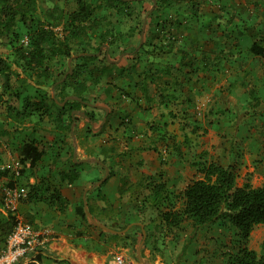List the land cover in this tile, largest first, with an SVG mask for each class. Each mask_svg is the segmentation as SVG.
<instances>
[{"label": "crops", "instance_id": "crops-1", "mask_svg": "<svg viewBox=\"0 0 264 264\" xmlns=\"http://www.w3.org/2000/svg\"><path fill=\"white\" fill-rule=\"evenodd\" d=\"M131 1L143 5L145 17L154 6L153 0ZM245 2L189 0L157 11L163 14L162 27L167 26L171 32L154 34L148 29L143 43L155 50L139 60L132 54L113 59L124 61L109 60L124 67L126 81L121 88L106 83L98 89V94L107 98L99 104L109 103L110 114L92 106L89 108L96 111L95 124L83 116L75 118L77 157L72 150V133L59 131L54 117L46 116L49 122L39 115L28 118L26 127L22 126L24 133H20L23 140L16 134L19 127L14 121L0 119V170L10 168L9 174L0 179V218H7L10 212L3 201L4 186L13 178L10 166L18 161L24 165L20 148L33 138L40 147L51 149L35 174L20 180L28 187L48 176L65 201L62 207L58 202L19 203L20 214L42 229L45 238L40 249L27 254L20 264H119L120 254L124 264H142L132 251L138 234L143 233L142 224L155 240L153 231L157 222H162L156 219L159 210L178 199L179 192L191 181L189 176L195 175L194 162L200 156L236 165L243 175L253 172L255 185L264 182V54L252 51L253 44L264 38V1L261 8L257 7L256 16L255 7ZM246 9L253 15L246 17ZM236 24L243 27L242 32L237 31ZM246 24L253 27L244 30ZM148 73H152L151 78H146ZM114 99L118 104H112ZM122 113L131 118L130 125L114 124ZM36 121L42 125L31 128ZM12 123L15 126L10 127ZM55 136L59 143L54 141ZM86 158L104 161L112 171L109 180L94 186L106 175L107 167L94 160L84 161ZM74 162L81 163L80 174L70 182L61 172L71 169ZM161 181L169 192L176 190V199L169 198L158 207L149 201L140 206L136 196L150 194L151 186ZM91 186L86 197L96 204L93 207L97 206V222L83 215L85 191ZM108 205L111 207L104 211L103 206ZM167 239L173 244L169 236ZM158 258L151 264H166Z\"/></svg>", "mask_w": 264, "mask_h": 264}, {"label": "trees", "instance_id": "trees-1", "mask_svg": "<svg viewBox=\"0 0 264 264\" xmlns=\"http://www.w3.org/2000/svg\"><path fill=\"white\" fill-rule=\"evenodd\" d=\"M49 1L0 0V119L23 126L34 115L54 117L56 128L69 135L74 122L72 111L80 109L83 102L68 100L62 106L53 97L50 88L56 84V97L60 102L69 95H78L86 102L99 103L98 99H91L89 94L115 68L107 53L103 55L100 52L102 45L110 48L111 59H116L121 54H132L133 59L139 60L155 49L145 48L147 45H141V40L137 45L136 42L126 41L125 34L117 31L118 26L111 19L115 14L118 22L135 21L144 13L142 6L135 8V4L142 5L141 3L134 4L131 0H67L75 1L76 4L67 9L59 0H53L50 4ZM181 1L189 0H153L154 6L149 15L152 17L158 14L157 11ZM263 1L247 0L245 3L252 4L257 11V7H262ZM250 27L253 25L246 24L244 30ZM135 28H138L137 25H130V30L135 31ZM235 28L239 32L243 31L240 24H236ZM170 31L167 28L165 33ZM95 39H98L97 46L91 49ZM263 41L264 38L260 42L256 41L252 51L263 55ZM71 57L74 71L61 81L70 69L68 59ZM93 62L95 64L91 65ZM121 69L124 70V67ZM69 87L72 88L71 92ZM108 105L110 107L109 103ZM75 118L78 119L77 116ZM68 119L69 123L66 124ZM50 149L48 146L40 147L36 138L26 141L20 148L24 163L21 173L24 176L34 175L42 157ZM200 157L194 162L200 176L193 178L179 192L176 203L168 202L161 208L157 217L165 223L171 234L183 229L186 222H191L194 234L206 226L224 222L236 231L239 240L238 252L229 254L228 264H264V240L262 253L249 246L253 230L264 223V182L255 185L253 172H247L243 182H240V172L236 165H224ZM80 165L81 163L74 162L71 169L61 172L62 178L74 181L80 174ZM7 173L9 174V170H0V179ZM111 176L112 171L101 185ZM8 185H14L13 179ZM169 195L166 183L156 182L145 200L158 207L169 199ZM101 198L108 202L104 195ZM22 201L58 202L60 207L65 203L60 190L50 182L48 176L28 184V195ZM83 203H87L84 217L91 219V214L93 219L99 220L94 214L97 206H92L96 204H91L88 197ZM110 207L111 205L103 206L102 209L105 211ZM16 223L17 219L12 211L7 218H0V249ZM127 225L126 223L121 228Z\"/></svg>", "mask_w": 264, "mask_h": 264}, {"label": "rangeland", "instance_id": "rangeland-1", "mask_svg": "<svg viewBox=\"0 0 264 264\" xmlns=\"http://www.w3.org/2000/svg\"><path fill=\"white\" fill-rule=\"evenodd\" d=\"M52 2H53V0H50L49 4ZM58 2L61 5L68 7L67 9H69L70 7H74L76 5L75 1L67 2V0H59ZM140 6L143 7V5H136L135 4V8H140ZM145 7L150 8V5L145 4ZM142 10H144V9H142ZM139 12H141V11H139ZM244 13L246 14V17L249 13L253 15V12H250L248 9H246L244 11ZM142 14L143 15L141 17H138V19H136L135 21L134 20L133 21L127 20L125 22H118L115 14L113 16H111V19H113L114 22L117 24V26H118L117 31L119 30V32H122L123 34H125L124 37L126 38V41L131 42L133 40V42H138L139 38L141 39V37H142V31H143L145 19H146L145 14L143 12H142ZM257 14H258V12L254 10V15L256 16ZM161 15H163V14H159V13L157 14L156 13L152 17H150V24H149V26L148 25L146 26V31L149 29V31L151 33L159 34V33H164L165 32L164 30H167V26L162 27V25H161V23L164 22L163 17ZM171 21H172V18L171 19L169 18V22H171ZM132 24L137 25V27H138V28H135V31L130 30V25H132ZM160 25H161V27H160ZM230 33H232V31ZM165 34H167V33H165ZM145 35H146V32H145ZM97 43H98V39H95L93 42V45H91L90 48L94 49L95 46H97ZM107 48L108 47H105V45H102V49L100 50V52H102L103 55H105L108 51ZM145 48H147L149 50H151L152 48H153V50L155 49L154 46L150 47V45H147V47H145ZM117 52H119V50ZM69 60L70 59H68V64H69ZM124 60L125 59L123 58L120 61H124ZM53 63H56V62L53 61ZM111 63L113 65V67L115 66V68L111 69L110 74L103 77V80L101 81V83L98 84L96 86V88H94V90L89 94L91 99H98V101L106 100L107 98L98 94V89L103 88L106 85V83H109V84H112L115 86H122V84L126 81V79H125L126 78L125 75L127 74L126 71L122 70L121 68H116V66H120L119 63H117V62H114V63L111 62ZM94 64H95V62H93L91 65H94ZM151 74L152 73L146 74V78L147 77L151 78ZM109 84H108V86H109ZM46 89H49V87H46ZM68 90L71 92L72 88L69 87ZM162 90L164 92L166 89L162 88ZM50 91L53 93L51 88H50ZM111 98H113V97H111ZM161 100L163 102L165 101L164 99H161ZM111 102L114 105L118 104L116 99L111 100ZM174 110L176 111L177 107L174 106ZM229 110H230V108L228 107L227 111H229ZM126 112L128 115H130V113L128 111H126ZM180 112H182V111H179V113ZM128 115H126V113H122L120 115L121 118L115 119L114 124L117 125V124L129 123L128 125H130L131 118H130V120H128L127 119V117H129ZM47 118L48 117H46V120H47ZM47 121L49 122V119ZM37 122H39V121L34 122L35 126H33L31 128H37V127L42 125L41 123H37ZM50 122H51V119H50ZM8 125L10 127L15 126L13 123L8 124ZM18 127H19V129H18L19 132L16 134L18 135V137H21V139L23 140V135H20V133H24L23 132L24 128H22V126H18ZM23 127H26V126L23 125ZM27 136H28V134H27ZM58 138L59 137H57V136H55V138H54V141L56 143H59ZM19 142H21V141L19 140ZM76 143L78 145V141H76ZM72 150H75V143H74L73 138H72ZM78 151H79V146H78ZM194 168H195L194 170H196V172L194 173L195 175L193 174L194 175L193 177L189 176V180H192L193 178L200 176V174L197 173V167L194 166ZM243 174H244L243 172L240 173V178H239L240 182H243V178H244ZM162 175H164V173H162ZM169 193H171V195L169 196L170 200L174 201L176 199V197H175L176 196L175 195L176 190L175 191L170 190ZM136 198L138 200V203H140L139 204L140 206H142L144 203L146 205V203L148 202L147 200H145V195L142 198L140 197V195L138 197L136 196ZM177 200H175V203L177 202ZM178 204L180 205L181 202H178ZM128 219L131 220L133 218H128ZM156 219L158 220L159 218L156 217ZM160 225L162 227H159ZM164 228H166V227L163 225L162 222H157V227L153 231L154 236H155V240L152 239L153 237L150 236L151 234L147 233V239H146V242H145L143 249H142V255L144 258L149 260V264H151V262L155 263V261L159 259L158 257H161L162 258L161 261H164L166 264H185L186 261L190 262L191 264H228L229 254L238 252L239 240H238V237L236 235V231L234 229L230 228L229 225L225 224L224 222H219V223H216V224H213L210 226H206V227L198 230V232H196L195 234H194V228H193L191 222H186L184 224L183 229L174 231L172 234L169 233L167 228L166 229H164ZM168 236L171 238L173 244H170L167 241ZM138 237L139 238H137V240H136L135 247L132 250L133 255L137 254V248L143 239V233L138 234ZM149 237H151V239H152V241H150L151 242L150 245L147 244V241H149ZM263 240H264V223L257 225L255 227V229L253 230L251 239L249 241V246L251 248L257 250L259 253H262L263 252V250H262ZM142 264H143V262H142Z\"/></svg>", "mask_w": 264, "mask_h": 264}, {"label": "built area", "instance_id": "built-area-1", "mask_svg": "<svg viewBox=\"0 0 264 264\" xmlns=\"http://www.w3.org/2000/svg\"><path fill=\"white\" fill-rule=\"evenodd\" d=\"M10 167L14 185L9 186L7 183L4 186L3 201L10 211L15 214L17 223L13 232L0 249V264H20L21 259L26 257L27 254L38 251L45 239L43 230L36 228L19 211V203L28 195L27 185L20 180V178L24 177L21 173L24 165L21 161H18L15 166ZM7 169L10 168L8 167L4 170ZM117 260L119 264L125 263V258L122 254L117 256Z\"/></svg>", "mask_w": 264, "mask_h": 264}, {"label": "water", "instance_id": "water-1", "mask_svg": "<svg viewBox=\"0 0 264 264\" xmlns=\"http://www.w3.org/2000/svg\"><path fill=\"white\" fill-rule=\"evenodd\" d=\"M155 3H156V1H155ZM149 14H150V12L147 14V17H146V19H145L144 28H143V31H142V41H141V45L143 44V42H144V40H145V32H146L147 19H148ZM75 57H76V56H75ZM107 57H108L109 60L115 61V60H113V59L110 58V54H109V53H107ZM72 60H73V57H71L70 60H69V67H70V69H69V71L65 74V76L63 77V79H62L61 81H64V80L68 77L69 74H72V73H73L74 70H73V66H72ZM116 61H120V59H119V60H116ZM55 88H56V84H54V85L52 86L53 97L56 98V101L59 102L62 106H64L68 100H79V101H82V102H84V103H87L86 101L82 100V98H81L80 96H78V95H69V96H67V97L65 98L64 101L60 102L59 99H57V97H56V91H55ZM90 104H91L92 106H95V107H100V108H104V109H106V111H107V115H108V114L110 113V111H111V109H110L109 106H106V105H99V104H92V103H90ZM72 115H73L74 122L72 123V126H71V130H72L71 133H72V136H73V138H74V140H75V157H77V153H76V152L78 151V148H77L78 145H77V143H76V141H77V136H76V132H75V124H76V122H75V116H76V115H80V116L86 117V118H88V119L91 120L92 124H95V121H94L93 119H91L90 116H88V114H87L85 111H82V110H80V109H75V110H73V111H72ZM76 160H77V159H76ZM83 160H84V161H93V160H94V161H97V162H99V163H101V164H103V165H105V166L107 167V173H106V175L103 176L100 180H98V181L95 183L94 186H97V185L101 184L102 182H104V181L107 179V177H108V175H109V172H110V169H109V167L106 165V163H105L104 161H102V160H100V159H98V158H94V159H93V158H86V159H83ZM81 161H82V160H81ZM92 187H93V186L88 187V188L86 189V191H85V196H84V199H85V200H86V193H87V191H88L89 189H91ZM85 204H86V208H87V203H85ZM90 216L92 217L91 214H90ZM93 220H94V219H93ZM95 222H97V221H95ZM141 224H142V223H141ZM103 227H105V226L103 225ZM105 228H107V229H109V230H111V231H115V232H118V231H119V230H116V229L111 228V227H105ZM129 228H130V226L127 227V228L124 229V230H121L120 232L126 231V230H128ZM142 228H143V239H142L140 245H139L138 248H137V257L143 262V264H149V260L146 259V258H144L143 255H142V249H143V246H144V244H145V242H146V239H147V232H146V230H145L143 224H142Z\"/></svg>", "mask_w": 264, "mask_h": 264}, {"label": "flooded vegetation", "instance_id": "flooded-vegetation-1", "mask_svg": "<svg viewBox=\"0 0 264 264\" xmlns=\"http://www.w3.org/2000/svg\"><path fill=\"white\" fill-rule=\"evenodd\" d=\"M107 49H108L107 53H109L110 48L108 47ZM106 55H107V54H106ZM78 101H79V100H78ZM90 103H92V104H99V103H94V102H87V103H84V102H83L82 106L80 107V110L85 111V112L88 114V116H90V118L94 120V119L96 118V111L93 110L92 108H93V107H94V108H100V107H95V106L92 107V105H91ZM90 105H91V106H90ZM99 105H103V104H99ZM106 106H107V105H106ZM82 107H84V109H83ZM89 107H92V108L90 109ZM102 109L104 110L105 113L107 112L106 109H104V108H102ZM110 112H111V111H110ZM109 114H110V113H109ZM79 117H81V116H80V115H77V118H78V119H80ZM85 118H86V117H85ZM86 119H88V118H86ZM88 120H90V119H88Z\"/></svg>", "mask_w": 264, "mask_h": 264}, {"label": "clouds", "instance_id": "clouds-1", "mask_svg": "<svg viewBox=\"0 0 264 264\" xmlns=\"http://www.w3.org/2000/svg\"><path fill=\"white\" fill-rule=\"evenodd\" d=\"M109 176V175H108ZM108 178V177H107Z\"/></svg>", "mask_w": 264, "mask_h": 264}]
</instances>
